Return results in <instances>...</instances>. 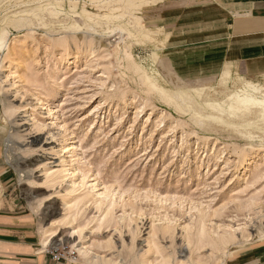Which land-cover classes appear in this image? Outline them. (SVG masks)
I'll list each match as a JSON object with an SVG mask.
<instances>
[{
    "label": "rangeland",
    "instance_id": "1",
    "mask_svg": "<svg viewBox=\"0 0 264 264\" xmlns=\"http://www.w3.org/2000/svg\"><path fill=\"white\" fill-rule=\"evenodd\" d=\"M161 1L134 0L128 5L132 0L127 4L120 0H0V33L6 29V40L26 36L27 63L17 88L1 82L0 76L4 161L12 174L13 196L33 216L39 235L42 225L57 220L55 239L61 237L62 245L45 251L58 250L64 254L63 260L89 264L70 248L75 242L76 248L88 247L91 256L126 264L148 249L154 234L160 253L171 255L173 264H194L197 254H190L184 245L182 228L199 212L214 227H231L237 233L245 227L253 233L250 240L230 246L219 264H230L242 252L264 244L259 237L264 232V151L255 149L246 167L236 164L242 150L264 148V119L255 115V122L243 121V127L236 122L238 117L232 119L224 112L223 117L229 118H223L225 123L214 121L215 129L212 124L200 127L193 112L209 113L203 103L196 102L201 108L190 104L180 108L159 98L141 73L166 91L212 87L206 97L213 100L240 87L238 79H218L220 75L204 81H180L163 66L156 67L163 30L150 18ZM84 13L95 20L84 21ZM86 35L93 40L95 52L53 73L52 63H46L51 42ZM48 73L52 78H46ZM59 77L60 86L54 85L53 79ZM241 77L264 86V76ZM42 88L58 95L49 102L50 113L35 102L34 96L42 99L48 94L42 95ZM8 104L17 107L10 117L5 113ZM227 120L235 121L232 130L226 126ZM250 125H261V130H252ZM246 127L251 138L248 134L239 137L240 132H247ZM8 140L10 153L4 151ZM54 170L60 177L48 181L45 174ZM104 187L111 190L115 203L109 221L100 224L93 197ZM32 197H43L40 210L31 204ZM250 201L257 204L247 207ZM159 218L171 221V236L163 233L166 223ZM65 221L70 222L63 224ZM73 230L81 233V239L70 237ZM208 250L198 252L201 258Z\"/></svg>",
    "mask_w": 264,
    "mask_h": 264
},
{
    "label": "crops",
    "instance_id": "2",
    "mask_svg": "<svg viewBox=\"0 0 264 264\" xmlns=\"http://www.w3.org/2000/svg\"><path fill=\"white\" fill-rule=\"evenodd\" d=\"M151 16L162 29L157 68L180 81H204L224 73L264 76V0H163ZM158 4V3H157ZM147 12V11H146ZM13 178L0 143V264H77L54 260L13 196ZM230 264H264V244Z\"/></svg>",
    "mask_w": 264,
    "mask_h": 264
},
{
    "label": "bare ground",
    "instance_id": "3",
    "mask_svg": "<svg viewBox=\"0 0 264 264\" xmlns=\"http://www.w3.org/2000/svg\"><path fill=\"white\" fill-rule=\"evenodd\" d=\"M133 1L134 0H132V2H129V0H120V2L121 3L123 2V4H127L129 2L128 5L133 3ZM137 3L139 4L138 1H137ZM83 12H86V11H83ZM84 14H85V17L82 16L84 21L91 23L95 20V18L92 17L90 14H88V13H84ZM75 16L78 18L80 17L78 15H75ZM10 22H12V21H10ZM4 31H2L0 33V51H3V57L0 58L1 82L8 83V86L10 88L11 87L17 88L16 86L18 83H20L21 78H22V74L20 72L25 73V68L27 66V63L25 60L26 59L25 58V50H24V48H25L24 47L25 46L24 40L26 39V36H23L24 38L15 36L11 39L6 40ZM29 36H32V34H30ZM93 44H94L93 40L90 38L89 35H86V36L82 37L81 39H75L73 37V38L59 39L55 42L53 41V42H51V46H50V44H49V46L51 47V49L54 48L56 51L55 50L53 51L51 49L46 51L47 52L46 63L47 64L49 62L52 63L53 68L51 69V71L53 73H55V71L59 70V68L67 69L71 64L75 65L77 60L80 57L87 58L88 56L92 55L95 52V47H93ZM141 74H142L141 76L145 79V81L150 83L151 88L157 93V95H159V98L162 99L164 102L173 104L174 106H178L180 108H182V105L184 107L188 104H190L191 106H194V107H196V106L200 107V105H198L196 102H201V103H203V106L206 110L208 108H210V112L208 110L209 113L204 112L205 114L200 113V115H199L200 111L193 112L195 115V120L197 121L196 123H197V125H200V127H204V126L209 125V124H212V126H213V122L214 121L217 122L218 120H221L222 124L225 123L223 121L224 115L222 114L224 112H226L228 114V117H230V118L232 117V119H233V117L234 118L238 117L239 120L237 119L238 121H236V122L238 124H241V126H243V127H245L244 126L245 122L242 124L243 121L248 122V121H251V119H252V122L254 123L255 117L253 118V116H255V115L257 116V118L260 117V118L264 119V86L261 85L259 82L243 79V77L239 76L237 73L229 72V73H224L223 76H221V79H228V80L229 79H238L240 87L236 91H232L229 94H227L226 96L221 97L219 100H213V99H209L206 97L207 96L206 92L210 91V89L212 87H209V88H206V87H189V88H187L186 87L184 89L182 88L179 90L166 91L156 81L152 80V77H150L146 73H141ZM46 78H52V77L48 73L46 75ZM61 78L62 77L53 79V84L60 86L59 81L61 80ZM49 86H50V88H52L51 85H49ZM44 92L48 93L49 89L42 88V91L40 93L43 95ZM57 96H58L57 94L48 93L45 96L43 95L42 99L38 98L37 96H34V97H35V102H39V104L43 106L42 108L46 109L48 111V113H50L52 108L50 107L49 102H54L56 100ZM196 98H199L198 99L199 101L196 100ZM122 100H123V98H122ZM211 109H212V112H211ZM16 111H17V107H14L13 105L8 104L7 106H5V113L7 114L8 117L12 116L14 113H16ZM32 113H33V111H32ZM185 113H186V110H185ZM32 115H34V113ZM194 115H192L193 119H194ZM197 116H199L200 119ZM201 116H202V118H201ZM163 117L164 116L162 115L160 119H162ZM228 117L224 118V120L229 119ZM257 118H256V121L258 122L259 120H257ZM191 119H192V117H191ZM32 121H33V123L36 122L34 117H32ZM227 121L229 122V120H227ZM247 122H246V124H247ZM252 122H249V124H251ZM257 122L255 124L258 125ZM218 123L219 122H217V125H218ZM234 123H235V121L231 120L229 122V124H227V122H226L227 125L226 124L225 125L229 128H231V127L234 128V125H235ZM214 124H216V123H214ZM249 124H247V125H249ZM214 126H216V125H214ZM214 126L212 128H214ZM226 126H224V127L226 128ZM249 127L251 129L254 127L252 130H254V129L261 130V128H264V126L261 127V125H260L261 128L259 127L260 129L254 125L253 126L250 125ZM209 128H211V127H209ZM212 128L210 130H212ZM233 128H231V130ZM247 128L248 127H246V130H247ZM250 128H248V129H250ZM244 129H243V131H244ZM202 130H203V128H202ZM252 130H250L252 132L251 134H253ZM248 132H249L248 130H247V132H245V131L240 132L241 135L239 137L247 135V134H248L247 136L250 137V134ZM200 138L201 137H197L196 140H198ZM255 149H260V150L264 151V148H261L260 145L258 147H252V146L248 147L245 150H242L238 154V159H237L236 164L239 165L242 163L243 166L246 167L247 164L250 163L251 159L254 158ZM10 150H11V141L8 140L6 150L4 149V151L6 153L7 152L10 153ZM14 167L18 169V167H16L15 165H14ZM18 170L21 172V169H18ZM59 173L60 172L57 170L50 171V172L45 174L46 179L48 181H54V180L58 179V177H60ZM68 174L70 176L73 175L74 170L69 172ZM74 185H75L74 182L71 180L70 186L73 189V191H74V188H73ZM90 185H91V187L95 188V184H90ZM71 188L68 189L69 190L68 194L71 192ZM65 195H67V194H65ZM42 198L34 197L33 198L34 203L33 202L31 203L34 206V208H36L37 211L40 210V208L42 206V203H43ZM66 202H67L66 200H63V202H62L63 205L67 204ZM93 203L95 205V209H97L98 215L100 216L97 218V221L100 224L102 222L109 221V219L111 218V216H110L111 207L115 203V198H114V195L112 194L111 190L108 189L107 187H104L102 191H100L99 193L94 195ZM256 204H257L256 201H250L247 204V207H253ZM104 205H107L106 209H103ZM68 207H71V205H68ZM123 218H124L123 216L120 217V219H123ZM261 218L264 220V215H262ZM159 219L160 220L162 219V221H164V223H166L162 226L163 233H169L171 236V229H172L170 226L171 221L167 218H159ZM207 221H208L207 215L202 213V212H199L196 219L190 225H185L182 228L183 231L181 230L184 245L188 249L189 253L190 254H194V253L197 254L196 260L193 261L194 264H219L220 262H222V259L226 256L227 250L229 249L230 246L238 245L240 243L248 241L251 239V236H253V233H250L249 231H247L245 227L243 229H241L239 231V233H237L236 230L232 229L231 227H226V226L223 228H220V226L214 227L212 225L207 224ZM55 222H57V220H54V221L52 220V221H50V223H47L46 225H42L40 227V231H41V241L40 242H41L42 250L56 249L57 247H59V245H62L63 239H61V237L59 239H55V236L57 234V228L54 227ZM69 222L70 221H65L63 224H67ZM173 232H174V230H173ZM70 234H71L70 237L76 236V238L81 239V233L77 230H73ZM153 236H154V234L151 235L152 240H151L150 244H148V249L145 250L144 252H142L137 257L133 256L132 259L130 260V262H128L126 264H173V260H172L173 257L171 255H163L160 253V250L157 248V243L154 242ZM259 237L264 239V232L263 231L260 232ZM76 246L77 245L75 242L70 243V248H75L77 253L82 258H84L89 264H115L111 260H106L105 257H99L96 255L91 256V253H90V250L88 247L79 246L78 248H76ZM205 247L209 248V250H208L209 253L203 259V258H201L200 254L198 252L200 250H202L203 248L205 249ZM148 253H151V257L147 256ZM174 264H179V262L175 261Z\"/></svg>",
    "mask_w": 264,
    "mask_h": 264
},
{
    "label": "built area",
    "instance_id": "4",
    "mask_svg": "<svg viewBox=\"0 0 264 264\" xmlns=\"http://www.w3.org/2000/svg\"><path fill=\"white\" fill-rule=\"evenodd\" d=\"M51 257L56 260H63L64 259V254L62 252H59L58 250H56V252H49Z\"/></svg>",
    "mask_w": 264,
    "mask_h": 264
}]
</instances>
